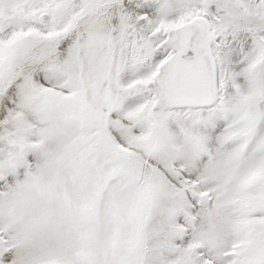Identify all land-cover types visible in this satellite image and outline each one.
<instances>
[{
	"label": "snow or ice",
	"instance_id": "snow-or-ice-1",
	"mask_svg": "<svg viewBox=\"0 0 264 264\" xmlns=\"http://www.w3.org/2000/svg\"><path fill=\"white\" fill-rule=\"evenodd\" d=\"M0 264H264V0H0Z\"/></svg>",
	"mask_w": 264,
	"mask_h": 264
}]
</instances>
